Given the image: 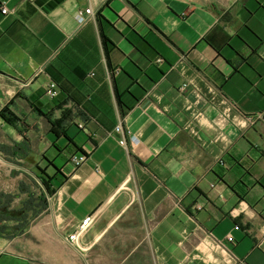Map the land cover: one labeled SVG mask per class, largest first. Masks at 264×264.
Segmentation results:
<instances>
[{"label":"crops","instance_id":"1","mask_svg":"<svg viewBox=\"0 0 264 264\" xmlns=\"http://www.w3.org/2000/svg\"><path fill=\"white\" fill-rule=\"evenodd\" d=\"M3 4L0 264H264V0Z\"/></svg>","mask_w":264,"mask_h":264},{"label":"built area","instance_id":"2","mask_svg":"<svg viewBox=\"0 0 264 264\" xmlns=\"http://www.w3.org/2000/svg\"><path fill=\"white\" fill-rule=\"evenodd\" d=\"M10 10L6 7V5H2L1 6V9H0V12L1 14H6L8 13ZM91 12V9L90 8H87L85 10H77L76 13H75V17L76 19L79 21V22H83L87 16L88 13ZM59 92V88H58V85L55 81L53 80H49L46 85H45V91H44V94L47 96V97H55ZM115 131L116 132H123V129H122V125L119 124L115 127ZM129 142H135V137L130 135L129 136ZM127 139L125 137H122L119 139V143L121 145H126L127 144ZM85 156L83 154H80V153H76V154H73L71 156V162L74 166H78L83 160H84ZM88 220H89V216H86L84 217L80 223L76 226V228L67 236V240L70 242V243H74L77 236L83 232L88 224ZM237 227V225H236Z\"/></svg>","mask_w":264,"mask_h":264},{"label":"trees","instance_id":"3","mask_svg":"<svg viewBox=\"0 0 264 264\" xmlns=\"http://www.w3.org/2000/svg\"><path fill=\"white\" fill-rule=\"evenodd\" d=\"M0 117L8 124L18 128L19 125L23 124V120L21 117H19L17 114L14 113V111L11 109L10 104H6L4 107H2L0 109ZM60 122V119H55L54 121L51 122V125H58ZM19 129V128H18ZM19 131L21 132V134L24 137V132L22 131V129H19ZM53 132V131H52ZM15 146L19 149H21V151L23 150V147L15 144ZM53 179L52 176L46 175V177H42L40 178L41 183L43 184L45 190L51 194L52 193V184H51V180Z\"/></svg>","mask_w":264,"mask_h":264},{"label":"rangeland","instance_id":"4","mask_svg":"<svg viewBox=\"0 0 264 264\" xmlns=\"http://www.w3.org/2000/svg\"><path fill=\"white\" fill-rule=\"evenodd\" d=\"M70 161H71V159H70ZM57 166H58V164H59V162H57V161H55L54 162ZM51 169H53L52 167H51ZM50 169H48V171H49ZM7 179L8 178H5V180H6V184H3V185H1V186H6L7 187V189L8 188H11L12 189V187H15V185L17 184V179L16 178H9L8 180V182H7ZM6 187H5V189H6Z\"/></svg>","mask_w":264,"mask_h":264}]
</instances>
